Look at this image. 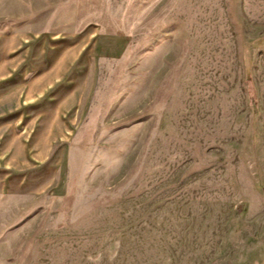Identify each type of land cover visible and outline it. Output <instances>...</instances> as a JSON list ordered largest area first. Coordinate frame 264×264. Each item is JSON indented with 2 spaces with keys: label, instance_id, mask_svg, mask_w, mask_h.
<instances>
[{
  "label": "rangeland",
  "instance_id": "1",
  "mask_svg": "<svg viewBox=\"0 0 264 264\" xmlns=\"http://www.w3.org/2000/svg\"><path fill=\"white\" fill-rule=\"evenodd\" d=\"M0 101V264H260L264 0H0Z\"/></svg>",
  "mask_w": 264,
  "mask_h": 264
},
{
  "label": "crops",
  "instance_id": "2",
  "mask_svg": "<svg viewBox=\"0 0 264 264\" xmlns=\"http://www.w3.org/2000/svg\"><path fill=\"white\" fill-rule=\"evenodd\" d=\"M67 40H69V46H72V45L76 44L75 41L77 40V38L73 37V38L67 39ZM104 52H102L100 54H104V55L109 54V53H104ZM38 55H40V54H38ZM42 55H44L43 61L38 60L36 65L39 66L40 70L43 69V72L45 73L46 63L49 64L51 62V60H49V59H50V56L52 55V51L46 55H45V53H41V56ZM41 73H42V71H41ZM50 73L51 72H48V75ZM42 75L43 74H40L38 78H40ZM35 81H37V80H35ZM33 90H36V88H33ZM11 102H13V103H11ZM11 102L7 103L6 101L5 102L0 101V116H2L1 114H5V115H11L12 117L15 118V120H13L14 121L13 124L9 125L8 129L16 127V125L19 123L18 120H21L23 122H25L27 120V122L32 124L30 126L33 129H36L35 127H37V126H38V128L41 129V127H43V125L45 123H47L48 117L52 116V111H50V113L46 112V109L38 107V104H35V103L27 104V108H20V107H18L19 103H17V101H11ZM28 106H30V107H28ZM55 112L56 113L53 117L56 118V120H61V118H62L61 115L63 116L64 112L61 111V108H57ZM17 117H19V119ZM32 128L29 130L30 133L35 131ZM47 128H49V127H47ZM26 133H28V130L26 131ZM43 143H45V142H43ZM21 147H22V151L24 153H26L27 157L29 158V156L31 155V153L33 151L30 153L29 149H27L28 147H26V148L23 146H21ZM38 150H39V151H37L38 153L34 152V154L37 153L36 156L32 155V157H30L29 160L27 158L28 162H31V163L35 162L37 160V163H38L37 166H39V167L36 170L31 169L32 171H29L30 170L29 167H28L29 169L26 167L21 169V166H19V169H21V171H23L26 168L24 173H21L19 175L17 174L18 176H15L14 174H12L10 176H7L6 179H4L3 176H6L7 173L6 174L2 173L3 168L1 169V167H0V191H2L3 189H8L9 191H14V192H18V191L31 192V191H36L35 187L38 185H42V184L48 185L51 181H55V175L53 178L48 176V175H51L50 171L52 168V166L50 165L51 163L46 162L47 159L49 158V155H50V153H49L50 149L48 148L47 145L40 144ZM18 165H20V164L18 163ZM19 169L17 168L16 170L18 171ZM260 264H264V253L262 255Z\"/></svg>",
  "mask_w": 264,
  "mask_h": 264
}]
</instances>
